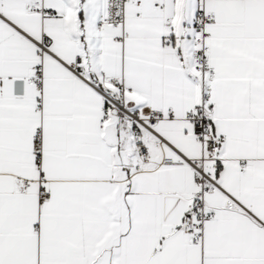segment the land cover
Segmentation results:
<instances>
[{"label": "snow or ice", "instance_id": "6c2138e0", "mask_svg": "<svg viewBox=\"0 0 264 264\" xmlns=\"http://www.w3.org/2000/svg\"><path fill=\"white\" fill-rule=\"evenodd\" d=\"M0 264H264V0H0Z\"/></svg>", "mask_w": 264, "mask_h": 264}]
</instances>
